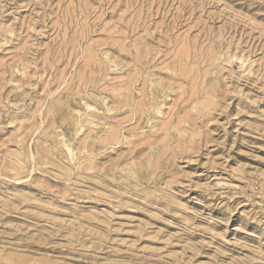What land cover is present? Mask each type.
Wrapping results in <instances>:
<instances>
[{
    "label": "rangeland",
    "instance_id": "1",
    "mask_svg": "<svg viewBox=\"0 0 264 264\" xmlns=\"http://www.w3.org/2000/svg\"><path fill=\"white\" fill-rule=\"evenodd\" d=\"M0 264H264V0H0Z\"/></svg>",
    "mask_w": 264,
    "mask_h": 264
}]
</instances>
